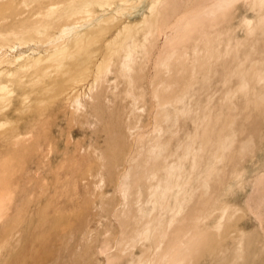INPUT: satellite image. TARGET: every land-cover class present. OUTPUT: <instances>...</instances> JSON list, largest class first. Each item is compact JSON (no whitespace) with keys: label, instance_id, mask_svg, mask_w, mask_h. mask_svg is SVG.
<instances>
[{"label":"rangeland","instance_id":"374dc122","mask_svg":"<svg viewBox=\"0 0 264 264\" xmlns=\"http://www.w3.org/2000/svg\"><path fill=\"white\" fill-rule=\"evenodd\" d=\"M0 264H264V0H0Z\"/></svg>","mask_w":264,"mask_h":264}]
</instances>
